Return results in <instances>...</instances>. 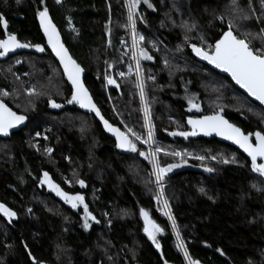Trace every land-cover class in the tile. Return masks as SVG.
<instances>
[{
  "label": "trees",
  "instance_id": "1",
  "mask_svg": "<svg viewBox=\"0 0 264 264\" xmlns=\"http://www.w3.org/2000/svg\"><path fill=\"white\" fill-rule=\"evenodd\" d=\"M150 2L155 10L142 4L137 11L143 22L138 17L136 28L145 37L141 46L153 57L141 60V67L155 138L166 150L191 154L164 181L181 238L190 256L201 264H264V178L252 173L250 160L228 144L197 135L187 139L170 135L191 131L187 118L215 112L245 134L264 131V109L228 77L197 61L189 47L214 44L229 20L240 32L259 33L264 27V0H238L242 8L250 7L255 13L248 20L234 18L231 0ZM124 3L45 0L41 5L39 0H0L7 32L23 43L45 48L39 55L0 58V89L9 93L0 100L28 118L22 131L0 135V203L16 213L11 220L0 214V264H34V260L38 264H187L176 247L172 223L153 199L151 166L138 154L118 149L94 116L66 103L70 86L46 47L36 17L38 10L49 9L65 44L84 69L86 86L104 117L122 131L131 128L146 135ZM183 22L195 28L187 31L180 26ZM4 33L0 26V39ZM249 39L253 47L260 46V38ZM129 65L132 74L117 75L127 74ZM106 74L117 81L121 93L107 84ZM29 89L40 94L29 96ZM187 92L197 97L200 111L188 110ZM50 98L61 107H50ZM37 132L45 133L48 141L36 139ZM137 146L147 150L138 142ZM46 147L52 152L46 153ZM196 155L206 159H194ZM233 156L237 163L222 162ZM159 159L162 165L180 163V158L163 153ZM206 167L214 171L207 172ZM45 171L63 190L83 195L99 223L85 230L82 210L73 209L40 183ZM76 180H84L86 186L81 188ZM141 208L163 229L157 237L159 250L143 232Z\"/></svg>",
  "mask_w": 264,
  "mask_h": 264
},
{
  "label": "snow or ice",
  "instance_id": "2",
  "mask_svg": "<svg viewBox=\"0 0 264 264\" xmlns=\"http://www.w3.org/2000/svg\"><path fill=\"white\" fill-rule=\"evenodd\" d=\"M20 0H17L19 3ZM57 4H61L62 0H55ZM41 5L45 4V0H39ZM146 5L148 8L155 10L153 4L150 0H125L124 7L127 9V23L125 28L130 31L132 39V56L131 59L134 62V75H135V87L139 90V96L141 103L143 105V116L144 124L143 127L146 130V135L136 133L133 129L127 128L126 131H121L120 128L114 127L112 124L106 120L100 109L94 103L92 96L89 93L88 88L85 86L82 80V73L84 69L77 62L76 59L70 54L69 49L65 47V44L61 40L60 32L58 31L56 25L53 23L50 15L49 9L45 6L36 12V17L39 21V26L46 38L47 47L51 49V52L59 61V65L63 69V75L67 78L68 84H70V98L66 100L67 104H76L82 109H87L89 112L95 113L97 117L103 123L105 129L110 132L116 139V147L118 149L124 150L125 152L138 154L143 157L144 160L148 162L151 166L150 176L155 178V193L153 199L159 206V211L167 217L172 223V228L175 233L176 247L178 250L183 252V256L187 264H199V261L193 259L186 246L185 241L181 238L180 231L176 224L175 218L171 212L169 201L165 196L164 181L168 173L173 169L178 168L184 163V157L191 155L185 151L176 150H166L160 146L154 135V126L151 120V113L149 105L145 95V81L144 73L141 67V60H152L153 57L148 54V51L142 47V43L145 41V37L137 31V18H143L137 9L141 5ZM231 11L234 18L241 20H248L250 15L255 13L249 7L247 11L242 8L238 0H231ZM223 22V17H218ZM258 22L259 18H258ZM69 26H71V20L68 21ZM0 26L5 29L4 38L0 39V57H5L10 52H14L16 49L22 48H35L37 52H44L45 48L40 44H30L22 43L18 40L17 36L13 33L7 32V22L3 15H0ZM181 27L185 28L187 31H192L195 25H189L187 22H183ZM72 31H76L72 28ZM249 37H258L261 40L259 47H253L251 39ZM201 39V44L205 43L203 37ZM187 41V37H185ZM121 43H124L123 41ZM155 46V45H153ZM192 52L196 57L201 60L207 61L208 64L212 65L214 68L221 70L231 76L235 84L239 85L248 96L254 98L261 105H264V27L259 30V33L254 34L250 32H240L234 25L233 20H229L227 30H224L218 39L215 40L214 44L208 45L207 48L198 47L195 44H190ZM20 61H17L19 63ZM167 60L165 64L167 65ZM108 68H112V64H108ZM133 73L132 65H129L128 73L118 72L121 78L126 75ZM104 79L109 85H115L119 88V84L110 75H105ZM148 79L154 80V76H149ZM34 89L28 90V95H36ZM9 93L0 89V96H8ZM189 111L195 108L200 111L198 104L194 103L190 98L188 100ZM48 104L52 108H60L61 105L56 103L53 99L48 100ZM223 111V109H221ZM27 117L22 114H17L11 108L7 106L3 100H0V135L8 136L11 129L23 124ZM187 124L190 126L191 131H174L171 132L172 136H181L187 139L189 136H196L202 133L204 136H211L213 133L216 136L222 137L224 140L231 141L234 145L238 146L243 153L246 154L247 158L251 162V172L257 174L260 178H264V131L249 132L245 134L240 127L230 123L224 118L220 112H215L212 115H204L199 119L188 118ZM37 136L40 135L39 132L36 133ZM254 137V140H253ZM47 139V137H44ZM139 144L146 146L145 150H140L137 146ZM46 153H51L52 149L46 147L44 149ZM163 153L165 156H170L173 158H180V163H168L162 165L159 159L160 154ZM194 159L204 161L206 159L203 155H196ZM212 160H216V156L210 157ZM223 163H237L235 157L231 160L223 159ZM205 171L212 172L214 169L212 167H206ZM81 188H84V180H76ZM264 183V180L261 181ZM40 183L47 185L50 191L54 192L57 197L62 199L64 203L70 205L73 209L78 207L83 208V215L81 219L83 220L82 227L85 230L90 228V221L99 223V220L92 214L89 210V206L85 203V197L80 193L71 194L63 190L60 185L55 183L50 177L47 171L43 172ZM65 183H68L65 180ZM253 187H256L254 184ZM200 192H204L203 188L199 189ZM0 214L7 217L9 220L16 216V213L0 203ZM126 214V213H125ZM139 214L143 219V232L146 234L149 240L155 245L157 250L160 248V244L157 241V234L162 233V227L157 224L151 217L147 210L141 208ZM107 215V214H105ZM219 251V249H217ZM223 255V253H221ZM34 264H38L34 260ZM165 264L167 262L165 261Z\"/></svg>",
  "mask_w": 264,
  "mask_h": 264
},
{
  "label": "water",
  "instance_id": "3",
  "mask_svg": "<svg viewBox=\"0 0 264 264\" xmlns=\"http://www.w3.org/2000/svg\"><path fill=\"white\" fill-rule=\"evenodd\" d=\"M49 15H50V14H49ZM50 17H51V15H50ZM51 19H52V17H51ZM52 21H53V19H52ZM38 23H39V21H38ZM53 23H54V21H53ZM54 24H55V23H54ZM55 25H56V24H55ZM56 27H57V26H56ZM40 29H41V28H40ZM57 29H58V31L60 32L62 42L65 44V41H64V38H63V35H62L61 31L59 30L58 27H57ZM41 32H42V30H41ZM42 35H43V32H42ZM43 37H44V35H43ZM44 39H45V43H46V47H47L46 38L44 37ZM20 42H21V41H20ZM22 43H23V42H22ZM41 46L44 47L43 45H41ZM196 46H197V45H196ZM65 47H67L66 44H65ZM198 47H199V46H198ZM67 48H68V47H67ZM47 49L50 51V53L53 55V57L55 58V60H56L57 63L59 64V61H58L57 58L54 56V54L51 52V49L48 48V47H47ZM190 51H191L192 56H193L197 61H199V62H201V63L207 65L208 67H210L212 70L218 72L219 74L228 77L238 89H240L244 94L247 95V97H248L251 101H253L254 103H257L258 105H260V106L264 109V105H261L258 101H255L254 98L248 96V94H247L243 89H241V88L239 87V85L235 84V82L232 80V78H231V76H230L229 74L224 73V72H222L221 70L214 68L212 65L208 64L207 61L201 60L199 57H196L195 54L192 52L191 47H190ZM69 52H70V50H69ZM24 53H30V54H36V55H39V54H41L42 52H37V51L35 50V48H22V49H16L14 52H10V53H8V55L5 56V57H6V58H10V57H13V56H16V55H20V54H24ZM70 54H71V52H70ZM71 55H72V54H71ZM72 56H73V55H72ZM74 59H75V58H74ZM59 66H60V65H59ZM60 68H61V70H62V72H63V69H62L61 66H60ZM64 77H65V76H64ZM65 80H66V82H67V78H66V77H65ZM82 80H83V82H84V84H85V86H86V83H85V74H84V72L82 73ZM67 83H68V82H67ZM68 85L70 86V84H68ZM70 87H71V86H70ZM86 87H87V86H86ZM88 90H89V89H88ZM118 91L121 93V87H120V86H119V88H118ZM89 93H90V91H89ZM90 95H91V93H90ZM91 96H92V95H91ZM92 98H93V97H92ZM93 101H94V103L96 104L94 98H93ZM3 102H4V101H3ZM4 103H5V102H4ZM96 105H97V104H96ZM7 106H8V105H7ZM8 107H9V106H8ZM97 107H98V105H97ZM9 108H10V107H9ZM79 108H80V107H79ZM98 108H99V107H98ZM80 109L83 111V113L90 114V115L94 116V117L97 119V121L101 124V126H102V128H103L105 134H106L108 137H110L111 139H113V140L116 141L115 136H113L110 132H108V131L105 129L103 123L101 122V120L99 119V117H97V116L95 115V113H93V112H89L87 109H82V108H80ZM99 109H100V108H99ZM12 110H13V109H12ZM13 111H14V110H13ZM100 111H101V110H100ZM15 112H16V111H15ZM16 113H17V112H16ZM17 114H19V113H17ZM101 114H102V116L104 117L102 111H101ZM200 117H201V116H198V117H191V118H193V119H199ZM104 118H105V117H104ZM224 118L227 119L226 117H224ZM105 119H106V118H105ZM106 120H107V119H106ZM187 120H188V118H187ZM227 120H228V119H227ZM228 121H229V120H228ZM108 122H109V121H108ZM229 122H230V121H229ZM109 123H110V122H109ZM186 123H187V121H186ZM230 123H231V122H230ZM110 124H111V123H110ZM232 124H233V123H232ZM27 125H28V118L25 120V122H24L23 124L17 126V127L14 128V129H11L10 132H9V135H12V134H14V133H17V132L22 131L23 129L26 128ZM113 126H114V125H113ZM187 126L190 128V126H189L188 124H187ZM114 127H116V126H114ZM117 128H118V127H117ZM190 130H191V128H190ZM241 130H242V129H241ZM121 131H122V130H121ZM242 131H243V130H242ZM243 132H244V131H243ZM197 136L200 137V138H203V139H205V140H208V141L217 140V141H219V142H222V143L228 144V145H230V146L236 148V149L239 150L243 155L246 156V154L243 153L242 150H240V149L238 148V146L234 145L231 141L224 140L222 137L216 136L214 133H213L211 136H204L202 133L198 134ZM122 151L125 152L124 150H122ZM246 157H247V156H246ZM248 159H249V158H248ZM249 160H250V159H249ZM192 168L194 169L195 167H192ZM198 170H199V168H198ZM169 176H170V175H169ZM46 186H47V185H46ZM224 258H225V257H224ZM31 259H32V257H31ZM199 264H201V263H199Z\"/></svg>",
  "mask_w": 264,
  "mask_h": 264
},
{
  "label": "rangeland",
  "instance_id": "4",
  "mask_svg": "<svg viewBox=\"0 0 264 264\" xmlns=\"http://www.w3.org/2000/svg\"><path fill=\"white\" fill-rule=\"evenodd\" d=\"M63 1V0H62ZM72 28H74V25H73V23H72V21H71V26H70V29H72ZM76 30V29H75ZM131 44H132V39H131ZM192 99L193 100V102L194 103H196V104H198L197 103V97L194 95V94H192V93H190V92H187V94H186V97H185V100H186V102L188 103V100L189 99ZM199 105V104H198ZM141 109H143V105H142V103H141ZM188 109H189V103H188ZM191 111H197L195 108H193ZM142 113H143V110H142ZM143 120H144V116H143ZM152 124H153V122H152ZM146 131V130H145ZM155 135V134H154ZM44 137H47V135L45 134V133H43V134H40L39 136H37V135H35V138L36 139H44V141H48V137H47V139H45ZM37 144H39V142H37ZM68 184L70 185V182L68 181ZM70 206V205H69ZM71 207V206H70ZM78 209H81L82 210V212H83V208L82 207H78V208H76L75 210H78ZM171 222V221H170ZM94 223V221H90V225L92 226V224ZM91 226H90V228H91ZM89 228V229H90ZM88 229V230H89ZM160 233H158L157 234V237H158V235H159ZM156 237V238H157Z\"/></svg>",
  "mask_w": 264,
  "mask_h": 264
},
{
  "label": "flooded vegetation",
  "instance_id": "5",
  "mask_svg": "<svg viewBox=\"0 0 264 264\" xmlns=\"http://www.w3.org/2000/svg\"><path fill=\"white\" fill-rule=\"evenodd\" d=\"M8 29V28H7ZM30 54V53H29ZM20 55H22V54H20ZM16 56H18V55H16ZM0 58H6V57H0Z\"/></svg>",
  "mask_w": 264,
  "mask_h": 264
},
{
  "label": "built area",
  "instance_id": "6",
  "mask_svg": "<svg viewBox=\"0 0 264 264\" xmlns=\"http://www.w3.org/2000/svg\"><path fill=\"white\" fill-rule=\"evenodd\" d=\"M187 263V262H186Z\"/></svg>",
  "mask_w": 264,
  "mask_h": 264
}]
</instances>
